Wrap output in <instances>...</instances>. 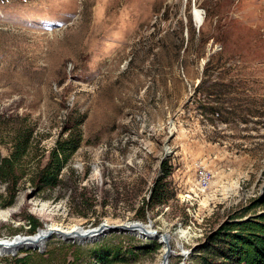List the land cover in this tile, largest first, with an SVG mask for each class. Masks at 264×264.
<instances>
[{
  "label": "rangeland",
  "instance_id": "374dc122",
  "mask_svg": "<svg viewBox=\"0 0 264 264\" xmlns=\"http://www.w3.org/2000/svg\"><path fill=\"white\" fill-rule=\"evenodd\" d=\"M259 5L264 0H0V153L11 152L20 128L32 127L34 138L14 203L0 205L8 215L0 238L38 233L28 214L41 229L150 218L170 235V264H204L203 245L223 220L263 209L249 207L264 191V8L252 10ZM211 56L206 84L238 85L225 106L244 113L229 122L200 107L211 106L197 90ZM71 111L86 113L84 141L65 182L39 190L29 177ZM165 159L174 197L139 217ZM201 172L210 174L204 189ZM104 247L126 257L111 264H161L166 245L130 232L52 235L42 248L0 253V264H104Z\"/></svg>",
  "mask_w": 264,
  "mask_h": 264
},
{
  "label": "trees",
  "instance_id": "16d2710c",
  "mask_svg": "<svg viewBox=\"0 0 264 264\" xmlns=\"http://www.w3.org/2000/svg\"><path fill=\"white\" fill-rule=\"evenodd\" d=\"M212 56L206 63L204 77L197 85V90L205 93V98L201 102L209 101L211 106L201 103L200 107L204 105L209 108L202 111L206 116L218 114L222 121L229 122L234 116L240 117L244 113L236 110V107L227 108L225 106L226 99L228 101L229 99L230 101L234 100L231 98L230 93L233 90L231 88H237L238 85L218 80L206 84L208 77L206 78L205 74L209 68V63L211 64ZM219 66L222 65L216 67ZM213 87L216 91L212 89ZM228 95L230 97H227ZM245 113L252 112L245 111ZM85 119L86 113L83 111H71L64 119L62 129L55 143L48 149L45 161L39 162L29 177L31 183L39 190H49L65 182V167L84 141L81 126ZM33 139L32 127L20 128L13 136L11 152L6 155L0 153V181L5 183L4 192H0L1 206H9L16 199L22 178L27 172L24 161L33 147ZM161 167L163 174L155 179L149 195L142 197L141 203L136 209V215L139 217H145L148 209L169 203L174 197L175 192L170 185L171 182L167 179L171 173V166L167 159L162 161ZM81 187L80 194H83L85 193L83 189H87V186ZM93 205L92 201L89 202L90 207ZM257 205L263 206V209L246 217H244L245 214H231L228 219L223 220L211 232L207 243L203 245L209 252V254L201 255V261L204 264H264V191L251 200L249 207ZM27 218L31 224V231H35L42 224L37 217L31 214H28ZM98 258L104 264L126 259V257L120 256V249L110 257L107 247L98 251ZM18 260L21 261L22 259L18 258ZM71 264L76 263L72 262Z\"/></svg>",
  "mask_w": 264,
  "mask_h": 264
},
{
  "label": "water",
  "instance_id": "95a60500",
  "mask_svg": "<svg viewBox=\"0 0 264 264\" xmlns=\"http://www.w3.org/2000/svg\"><path fill=\"white\" fill-rule=\"evenodd\" d=\"M171 150L167 149V152H169ZM152 220L149 218V222H144L142 220H138V219H132V220H127L124 222H119V223H109L108 221L104 220L99 222L97 225H93V226H88L86 227V231L84 232H80V234L82 235L80 239H85L87 238V236L89 238H97L101 235L110 233V232H136L139 231L141 233L142 236L145 237H158L160 235V230L152 227V228H148V225H152ZM82 227H85L82 225ZM39 229V227L37 228ZM61 233V236L66 238V239H74L72 234L70 231H65L62 228H54L52 226H50L49 231L44 235L46 237V239H48L49 237H51L52 235H54V233ZM33 233L30 234H26L24 235V237H30ZM17 235V234H16ZM162 238H164V240L166 241V247L164 249L163 252V258H162V263L161 264H168L169 262V257L172 254L173 250H172V244L169 243V238L170 235L167 232H162ZM46 239L43 243L39 244L38 242H33V240H30L32 242H28V246H32V247H40L42 248L46 242ZM19 242V241H18ZM18 242H11V243H3V245H5L6 247L9 246H15V245H19ZM0 243H2V241H0Z\"/></svg>",
  "mask_w": 264,
  "mask_h": 264
},
{
  "label": "bare ground",
  "instance_id": "6f19581e",
  "mask_svg": "<svg viewBox=\"0 0 264 264\" xmlns=\"http://www.w3.org/2000/svg\"><path fill=\"white\" fill-rule=\"evenodd\" d=\"M124 6L125 5H123V7ZM260 6H263V8H264V5H259V6H253L252 10L257 11V8H259ZM125 15H127V14H125ZM129 15H130V13H129ZM203 175H204V173L201 172V174L198 178V181H197V185L201 189L207 188L208 185L210 184V174L208 172H205L204 178H203ZM6 216H8L7 212L4 210H0V217H6ZM45 226H47V224ZM49 228L50 227L47 226L46 228H44L43 230L40 231L41 228L39 227V229L37 230L38 233L35 232L36 234L34 233L30 237H26V236L24 237V235L23 236L15 235V236L9 237V238H0V241H2V243H0V253L2 255L10 254L12 251H14L15 249L17 250V248H19L21 246H26V245L28 246L29 245L28 242H32L30 240H33V242H35V240H36V242H38L39 244L43 243L46 239V237L44 235L49 231ZM54 228H59V226L54 225ZM83 228H86V227H83ZM148 228H152V225H148ZM62 229H64V228H62ZM64 230L70 231L72 234H74V235H72L73 238H76V239L81 238L82 235L80 234V232L86 231V229H82V228L80 229L79 227H77V225H73V226L69 227L68 229H64ZM132 233H134V232H132ZM134 234H136L140 237H143V238H150V237L142 236L139 231H136ZM54 235L61 236V233L55 232ZM162 237H163L162 232H160V235L156 238H158L161 243H165V245H166V241ZM87 238H89V237L87 236ZM11 242H18V244H20V246L19 245H15V246H12V245L9 246L8 245L6 247L5 245H3V243H11ZM169 243H170V238H169ZM16 250L14 251V253L16 252ZM172 254H173V252H172ZM168 264H170V261L168 262Z\"/></svg>",
  "mask_w": 264,
  "mask_h": 264
},
{
  "label": "built area",
  "instance_id": "2783aa9c",
  "mask_svg": "<svg viewBox=\"0 0 264 264\" xmlns=\"http://www.w3.org/2000/svg\"><path fill=\"white\" fill-rule=\"evenodd\" d=\"M205 177V173H204V175H203V178Z\"/></svg>",
  "mask_w": 264,
  "mask_h": 264
}]
</instances>
